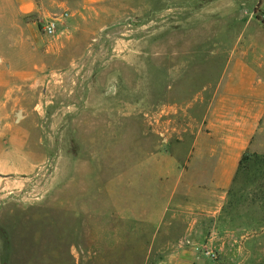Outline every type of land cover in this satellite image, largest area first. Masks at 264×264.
<instances>
[{
    "label": "rangeland",
    "instance_id": "1",
    "mask_svg": "<svg viewBox=\"0 0 264 264\" xmlns=\"http://www.w3.org/2000/svg\"><path fill=\"white\" fill-rule=\"evenodd\" d=\"M18 1L0 0V264H264V122L218 206L168 205L224 71L264 85V0Z\"/></svg>",
    "mask_w": 264,
    "mask_h": 264
},
{
    "label": "crops",
    "instance_id": "2",
    "mask_svg": "<svg viewBox=\"0 0 264 264\" xmlns=\"http://www.w3.org/2000/svg\"><path fill=\"white\" fill-rule=\"evenodd\" d=\"M19 0L21 12L33 10L32 0ZM28 8V11L24 9ZM247 68L235 61L234 66L224 71L228 81L219 80L212 92L205 114L208 139H196L184 165L176 166V174L170 178L168 205L176 215L181 197L194 205L195 195L212 198L218 206L219 192L233 184L234 171L239 157L249 148L250 139L264 122V85L251 84ZM245 80L241 77H244ZM223 75V76H224ZM224 76V77H225ZM171 165V164H170ZM167 171L173 170L169 168ZM171 173V172H170ZM201 206V204H198ZM172 214V213H171ZM216 215L213 212L212 216Z\"/></svg>",
    "mask_w": 264,
    "mask_h": 264
},
{
    "label": "built area",
    "instance_id": "3",
    "mask_svg": "<svg viewBox=\"0 0 264 264\" xmlns=\"http://www.w3.org/2000/svg\"><path fill=\"white\" fill-rule=\"evenodd\" d=\"M48 30L52 31L53 29H52V27H49V29H48Z\"/></svg>",
    "mask_w": 264,
    "mask_h": 264
}]
</instances>
